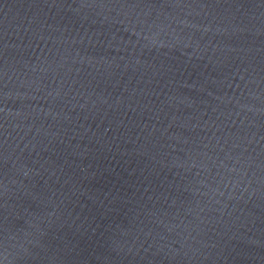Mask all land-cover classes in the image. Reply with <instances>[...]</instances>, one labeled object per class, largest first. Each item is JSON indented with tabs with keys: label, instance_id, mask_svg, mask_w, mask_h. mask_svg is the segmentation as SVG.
<instances>
[{
	"label": "water",
	"instance_id": "95a60500",
	"mask_svg": "<svg viewBox=\"0 0 264 264\" xmlns=\"http://www.w3.org/2000/svg\"><path fill=\"white\" fill-rule=\"evenodd\" d=\"M0 264H264V0H0Z\"/></svg>",
	"mask_w": 264,
	"mask_h": 264
}]
</instances>
